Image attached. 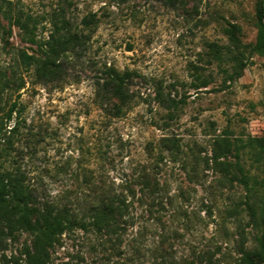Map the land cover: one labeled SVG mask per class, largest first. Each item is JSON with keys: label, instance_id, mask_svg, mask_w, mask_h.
<instances>
[{"label": "rangeland", "instance_id": "obj_1", "mask_svg": "<svg viewBox=\"0 0 264 264\" xmlns=\"http://www.w3.org/2000/svg\"><path fill=\"white\" fill-rule=\"evenodd\" d=\"M0 3L9 10L0 15V161L22 170L45 200L80 204L116 191L129 202L118 233L66 231L47 264H240L257 230L244 187L210 156L217 136L264 137V54L248 46L256 0ZM57 13L82 43L59 57L51 79L36 66ZM228 22L240 27L246 61L233 78L232 61L218 60L211 46H229ZM110 67L132 72L133 99L120 115L97 83ZM170 98L179 101L172 118ZM164 137L178 147L164 146ZM253 162L244 148L241 163L264 176ZM30 240L25 231L0 234V264H22Z\"/></svg>", "mask_w": 264, "mask_h": 264}, {"label": "trees", "instance_id": "obj_2", "mask_svg": "<svg viewBox=\"0 0 264 264\" xmlns=\"http://www.w3.org/2000/svg\"><path fill=\"white\" fill-rule=\"evenodd\" d=\"M8 8L0 3V15L8 16ZM256 27L257 34L254 42L249 43L251 53L264 54V0H256ZM88 23L90 20H83ZM20 27L26 28L27 23L17 18ZM53 29L49 38L43 45L45 60L36 66V73L53 79L57 73V60L62 54L75 51L82 43V35L77 30H72L69 20L62 14H56L52 19ZM230 44L222 51L215 44V57L220 60L232 61V72L229 77L239 76L246 65L243 51L239 50L240 27L228 22L225 28ZM29 41L36 43L35 35L29 37ZM25 56L33 59V55ZM227 71V70H226ZM132 72L118 71L109 68L107 77L103 82L98 81L99 90L107 98L117 99L114 104L115 115H120L123 109L132 101L133 93L128 86V79ZM108 101V100H107ZM106 101V102H107ZM169 117H174L175 110L179 107V101L169 99ZM163 145L166 147H178L177 139L164 137ZM244 148L253 160L260 164L264 170V137L247 136L246 139L232 140L227 135H220L214 139L212 155L210 159L213 165L230 178L238 180L245 189V204L249 215L250 224L257 230L255 244L252 248L241 247L240 264H264V176L250 173L241 163V154ZM233 153L236 160L229 161L227 157ZM129 202L122 193L116 191L99 194L91 200L82 203L59 204L45 200L31 184L25 173L20 169H8L0 161V234L14 236L17 231H25L31 234L29 243H25L21 250L22 264H47L51 259V250L58 243L61 235L73 228L94 230L99 233H118L121 222L125 221L128 213ZM211 256L208 262H214Z\"/></svg>", "mask_w": 264, "mask_h": 264}]
</instances>
